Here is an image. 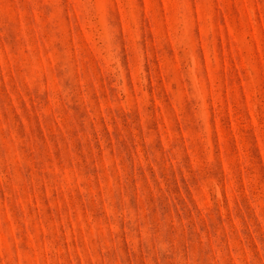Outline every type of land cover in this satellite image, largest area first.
<instances>
[{"label":"rangeland","instance_id":"obj_1","mask_svg":"<svg viewBox=\"0 0 264 264\" xmlns=\"http://www.w3.org/2000/svg\"><path fill=\"white\" fill-rule=\"evenodd\" d=\"M0 264H264V0H0Z\"/></svg>","mask_w":264,"mask_h":264}]
</instances>
